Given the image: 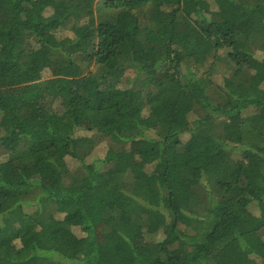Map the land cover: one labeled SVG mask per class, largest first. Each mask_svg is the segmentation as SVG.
Wrapping results in <instances>:
<instances>
[{
	"label": "trees",
	"instance_id": "1",
	"mask_svg": "<svg viewBox=\"0 0 264 264\" xmlns=\"http://www.w3.org/2000/svg\"><path fill=\"white\" fill-rule=\"evenodd\" d=\"M258 53L264 0H0V264H264Z\"/></svg>",
	"mask_w": 264,
	"mask_h": 264
},
{
	"label": "rangeland",
	"instance_id": "2",
	"mask_svg": "<svg viewBox=\"0 0 264 264\" xmlns=\"http://www.w3.org/2000/svg\"><path fill=\"white\" fill-rule=\"evenodd\" d=\"M161 50V49H160ZM260 59H264V53H258V55H257ZM218 73V75H217V77H216V80H217V82L219 83V84H221L222 83V79H224V77H225V75L223 74L224 73V71H223V69H220L219 70V72H217ZM52 76V72H51V70L50 69H46L45 70V72H44V79H47V78H49V77H51ZM148 137H150V138H155L154 137V133H150L149 135H148ZM187 138H189V135H185V139H187ZM139 146V145H138ZM142 145H140V147H141ZM97 155L99 156V157H102V158H104L105 156H106V154H107V152L109 151V145H108V143H106V142H103V143H101L99 146H98V148H97ZM73 165H74V163H73ZM72 164H71V166H73ZM13 171H15V169H13ZM250 210H251V212L255 215V216H257V217H262V218H264V204H262V205H258V204H256V203H253V204H251V206H250ZM100 229L101 228H99L97 231H96V234H95V239L97 240V241H102V239H103V235H102V233H101V231H100ZM264 233V232H263ZM75 234L77 235V236H82L83 234L81 233V232H79V231H75Z\"/></svg>",
	"mask_w": 264,
	"mask_h": 264
}]
</instances>
